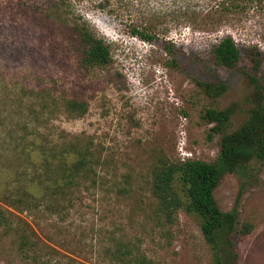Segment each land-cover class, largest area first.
I'll return each mask as SVG.
<instances>
[{
	"label": "rangeland",
	"instance_id": "obj_1",
	"mask_svg": "<svg viewBox=\"0 0 264 264\" xmlns=\"http://www.w3.org/2000/svg\"><path fill=\"white\" fill-rule=\"evenodd\" d=\"M82 24L109 46L107 65L83 66ZM225 35L240 51L233 69L212 59ZM242 70L264 81V0H0V205L38 246L85 264L118 240L152 264H214L198 220L182 209L165 219L153 169L163 158L216 159L221 133L206 111L233 107L228 130L246 119ZM217 83L226 89L204 91ZM66 98L85 100L84 115ZM72 145L89 148L92 170L65 195L30 187L33 175L56 179ZM253 167L246 179L225 172L214 189L221 210L236 209L237 230L251 224L231 245L217 238L222 264H264V163ZM23 189L34 202L18 211L9 204ZM16 237L0 229V264H25Z\"/></svg>",
	"mask_w": 264,
	"mask_h": 264
},
{
	"label": "trees",
	"instance_id": "obj_2",
	"mask_svg": "<svg viewBox=\"0 0 264 264\" xmlns=\"http://www.w3.org/2000/svg\"><path fill=\"white\" fill-rule=\"evenodd\" d=\"M73 32L77 39L74 43L83 66L100 67L111 61L109 46L85 24L76 25ZM211 53L217 65L229 69L238 66L240 51L231 35L221 37L214 44ZM241 73L248 86L246 100L249 108L246 119L237 128L228 130L234 113L233 107L206 111L207 118L215 123L214 129L221 133L220 150L216 159L204 161L163 158L153 169L152 191L165 219L171 222L177 211L182 209L198 220L201 232L213 251L214 264H222L217 238L223 236L228 245H231V233H247L251 229V224L247 223L237 230L236 209L221 210L216 203L214 189L225 172H233L246 179L254 173V162L264 163V81L251 71L242 70ZM214 85H206L204 91L211 95L215 90L219 92L226 89L223 83ZM64 106L74 117L83 116L87 110L86 101L77 98H66ZM66 152L69 159L61 164L56 179L46 175L37 181L33 175L28 178L30 183L39 186L30 187L42 190L43 183L46 189L53 187L56 193L65 195L74 182L77 183L76 178L92 170L94 156L88 147L72 145ZM39 153L46 157L42 150ZM23 190L25 192L16 193V198L9 204L18 211L28 208L32 200L34 202V198L29 195L30 190ZM21 222L11 210L0 205V229L15 232L17 248L22 253L25 264H85L59 254L47 244L38 246L34 232L25 222ZM42 248L45 251H39ZM102 255L105 260L99 264L153 263L146 254L134 248V245L120 240L116 241L113 248H107Z\"/></svg>",
	"mask_w": 264,
	"mask_h": 264
}]
</instances>
